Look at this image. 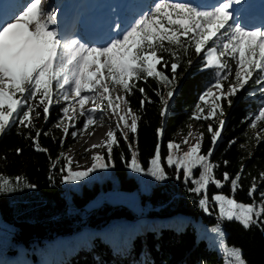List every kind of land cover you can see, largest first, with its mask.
<instances>
[{
  "label": "trees",
  "instance_id": "16d2710c",
  "mask_svg": "<svg viewBox=\"0 0 264 264\" xmlns=\"http://www.w3.org/2000/svg\"><path fill=\"white\" fill-rule=\"evenodd\" d=\"M155 2L148 1L147 9ZM140 16L134 14V20ZM163 56L168 63L157 65V69L171 78L172 57L168 53ZM179 63L178 85L166 118L160 117L162 104L157 92L166 98L167 89L158 79L147 77L132 81L136 87L127 96L131 110L140 116L137 133L130 134L132 146L138 150L137 159L146 171L160 143L166 180L157 181L126 167L131 161V152L128 144L118 136L120 146L113 150L112 166L92 173L97 175L98 181H79L77 190L72 189L70 183H61L64 161L60 159L55 168L51 165L66 149L68 136L54 127L62 112L56 102L50 107L47 122L40 110L41 116L34 120L35 129L13 126L0 135V175L10 179L23 176L35 185L0 194V264H223L222 257L208 244L204 234L208 226L218 224L211 196L221 192L232 196L230 184L222 189L209 185L207 195L212 214H206L198 206L201 196L190 191L194 187L191 180L185 182L182 171L177 173L175 167L170 168L166 162L168 143L174 141L182 147L180 136L186 137L192 124L203 133L201 153L205 155L212 147L208 126L211 124L214 129L219 126L215 117L212 120L191 119L196 105L201 103L200 96L215 82L214 72L204 69L201 57L194 52L181 55ZM230 66L234 69V62ZM246 86L247 99L239 98L231 106L221 101L225 124L210 161L218 165L214 175L221 181L225 172L235 177L243 166L241 187L234 198L250 204L253 198L248 196V190L253 177L258 184L254 198L259 201L260 192H264V181L259 179L264 172V139H256L257 132L262 136L264 132L259 126L255 130L249 127L251 119L264 106V97L260 95V86L253 81ZM139 88L144 89V95ZM145 95L147 100L141 108L140 102ZM161 128L158 138L157 129ZM36 130L41 131L39 143L47 152L35 150L32 138ZM44 132L49 135H43ZM61 138L65 140L63 147L59 143ZM231 141L236 143L230 146ZM17 149L21 150L19 155ZM103 156L107 163V150ZM194 177H199V169L194 170ZM113 191L135 192L142 206L141 213L135 215L120 207L100 209L94 214L85 210L99 193ZM177 217L186 220L179 226ZM220 226L224 248L241 249L246 264H264V226L258 224L250 230L237 222H220ZM109 228H113V239L103 233ZM73 238H77L74 248L69 251L59 248L60 242Z\"/></svg>",
  "mask_w": 264,
  "mask_h": 264
},
{
  "label": "snow or ice",
  "instance_id": "6c2138e0",
  "mask_svg": "<svg viewBox=\"0 0 264 264\" xmlns=\"http://www.w3.org/2000/svg\"><path fill=\"white\" fill-rule=\"evenodd\" d=\"M231 2L239 4L241 0L218 3L208 10L174 0H156L127 30L117 33L116 38L102 46H89L77 39L63 38L54 27L57 18L48 11L46 0H25L11 15L0 14V135L13 126L35 129L34 120L41 116L40 110L43 120L47 122L53 102H62L67 105L61 109L64 119L58 120L54 127L75 139L85 131L91 134L93 126H102L103 113L110 110L111 116L116 119L115 129L110 128L107 132L106 142L84 149L85 152H91L97 147L106 148L107 163L104 156L93 154L91 167L80 171L79 165L73 169L72 158L61 152L51 165L55 168L60 159L64 161L60 182L77 183L98 169L112 166L113 150L120 146L118 132L131 152V161L126 163V167L157 181L166 180L168 177L162 167L160 143H157L146 171L137 159L138 150L132 146L130 134L135 136L137 133L140 116L131 110L127 96L136 87L132 81L147 77L158 79L167 89L166 98L157 92L162 104L160 117L166 118L178 85L180 56L194 52L197 57H201L203 68L212 70L216 79L200 96L201 103L196 105V112L191 119L212 120L215 117L219 120V126L215 129L211 124L208 126L212 147L206 155L201 153L203 133H199L196 143L183 153L180 151L181 144L169 142L167 165L170 168L174 166L177 173L182 171L185 182L191 180L194 187L190 191L201 196L198 206L206 214H212L207 195L209 185L222 189L225 184H230L232 196L222 192L211 196L218 221L212 231L220 233V222H237L245 230L258 224L264 226V192H260L259 201L254 198L258 190L257 178L253 177L248 190L253 202H238L234 195L241 187L243 166L235 177L225 172L221 181L214 175L218 165L210 161L225 124L221 101H227L231 106L233 97H237L250 80L260 86V95L264 97V29L247 30L239 23L231 22ZM163 53L172 57L171 78L157 69V65L168 63ZM191 62L189 59L188 64ZM231 62H234V69L230 66ZM117 88L121 94L113 97ZM138 90L144 95L143 88ZM209 97L212 98L211 105L207 114H203ZM145 100L146 95L140 102L141 108ZM89 102L95 107L86 109L85 105ZM70 112L72 115H69ZM97 112L101 115L97 116ZM80 118H83V127L69 133V127H75V121ZM65 120L73 123H65ZM258 126L264 132V106L249 124L254 130ZM161 134L162 128L157 129L158 138ZM41 135V131L36 130L32 144L37 152H47L39 143ZM43 135L49 133L44 132ZM188 135L194 136L192 132ZM256 139L259 141L264 136L257 132ZM59 143L63 147L65 140L61 138ZM182 143H188L187 136ZM235 143L231 141L230 146ZM16 152L19 155L21 150L17 149ZM224 163L228 164L227 161ZM196 169H199L198 178L194 177ZM49 179H52L51 175ZM259 179L264 181V172L260 173ZM34 187L23 176L10 179L0 175V194ZM224 255L225 264H246L239 248H225Z\"/></svg>",
  "mask_w": 264,
  "mask_h": 264
},
{
  "label": "rangeland",
  "instance_id": "374dc122",
  "mask_svg": "<svg viewBox=\"0 0 264 264\" xmlns=\"http://www.w3.org/2000/svg\"><path fill=\"white\" fill-rule=\"evenodd\" d=\"M130 1L131 0H99V1H95L92 3V7H94L93 8L94 17L98 19L99 23L106 20L107 17L109 18V14H110V19L112 21L115 19L117 21H120L119 15L123 12V10H126V18L123 19L119 29L118 30H117V28L113 29L114 38H116L117 33H122L123 31L127 30L130 27V25L134 21V13L138 14L140 12L141 8L144 7L143 3H141L139 6H137V8H133ZM24 2H25V0H11L10 5L6 6L5 8L9 14H12V13L16 12L18 7H20ZM196 2H197V5L193 4L194 7L198 6V4H200V3L207 4L208 2H210V0H196ZM241 2L245 3V0H241ZM183 3H185V2H183ZM201 8H203V7H201ZM205 8H208V7H205ZM48 11H50V12L55 11L54 1L49 3ZM242 11L244 13L245 9L242 8ZM240 14H241V12H240ZM240 14H237L235 17L232 15V21L231 22H236V23H239L241 25V22H240L241 20L239 18ZM116 31H118V32L116 33ZM69 39H73V38H69ZM80 42L85 43L82 41H80ZM85 44L90 46V44H88V43H85ZM213 91H215V90H213ZM246 91H249V90H247V86H245L244 90H241V93H238L237 97H233V102L239 98L247 99L246 97H248V96L246 95ZM252 91L255 92V91H257V89H252ZM119 94H121V93L119 92V89L117 88V91L113 93V97H115L116 95H119ZM207 100H208V105H205V112L203 114H207L208 107L211 105L212 98L209 97V98H207ZM97 102L99 103V101H97ZM104 103L106 104L107 101H104ZM57 104L61 107V109H62V107L67 106V105L63 104L62 102L57 103ZM92 107H95V105L91 102H89L85 105L86 109L92 108ZM123 110H124L123 106H121V114H123ZM195 112H196V109H195ZM69 115H72V113L70 112ZM96 115L100 116L101 113L97 112ZM61 119H64L62 112L60 113V116H59V120H61ZM82 121H83V118L76 120L75 121V127H71V126L69 127V133H71L74 130L79 131L83 127ZM195 121H197V120H195ZM65 123L72 124L73 122L65 120ZM130 123H131V120L129 119V124ZM115 125H116V119L111 116L110 110H106L103 113L102 126H99V125L93 126V130H92L91 134H89L88 131H85L82 135H78L75 139L70 134L67 135L68 136V145H67L66 149L63 151V153H65L66 155H68L72 158L73 169H76V166L79 165L78 170H80V171L86 170L88 167H91V163H92L91 156L93 154H100L103 156L104 152L106 151V148L97 147L95 149H92L91 152H85L84 151V149H85L84 142L87 138L92 137L98 129H100V128L105 129L106 134H107V132L110 130V128L115 129ZM121 127L123 128V125H121ZM189 132H192L194 134V136H189L188 135ZM198 134H199V132H198L197 125L192 124L188 130V133H187L188 143L182 144V147L180 150L181 153L188 151V148L191 145L196 143V137H198ZM117 135L123 140V137L119 135V132L117 133ZM184 138L185 137L180 136V139L182 141L184 140ZM106 141H107V135H105L103 138V142H106ZM69 149H71V151H69ZM84 180L87 183H91L93 181H98L99 179H98L96 174H92L89 177H86ZM70 186L72 189L77 190L79 184H78V182L77 183H70ZM119 207L122 209H126L135 215H139L142 211V206L139 204L138 199H137V194L135 192L129 193V192H121V191L99 193L91 202H89L85 206V210L87 212H92L94 214V213H97V211L100 209L106 210V209L119 208ZM185 220L186 219L184 217H177L178 225L180 226L181 224H183V222ZM216 226H217V224H212V225L208 226L206 233L204 234V237H205L206 241L208 242V244L211 245L217 251V253L220 257H222L223 264H225V255H224L225 248L223 246V232H222V228H221V231L219 234L212 231V229H214ZM103 233L108 238L113 239L115 236L113 228H109V229L105 230ZM76 243H77V238L62 241L59 243V248H61L64 251H69L72 248H74Z\"/></svg>",
  "mask_w": 264,
  "mask_h": 264
},
{
  "label": "bare ground",
  "instance_id": "6f19581e",
  "mask_svg": "<svg viewBox=\"0 0 264 264\" xmlns=\"http://www.w3.org/2000/svg\"><path fill=\"white\" fill-rule=\"evenodd\" d=\"M54 1V4H55V11L53 12L54 14H55V16H57L56 15V12L60 9V7H61V5H59L58 4V0H46V7H47V9H48V6H49V3H51V2H53ZM82 1H86V0H82ZM181 1H184V2H189V3H192V4H196L197 5V2H196V0H181ZM261 1H263V0H254V1H252V2H245V3H243L242 5H241V8H245V9H247V11L248 12H250L251 10H253V9H259V10H262V7L264 6V3L263 2H261ZM228 2H230V0L228 1ZM48 5V6H47ZM6 6H9V3L7 2V3H5L4 4V8L6 7ZM234 6V2H231V6H230V8H232ZM94 8V7H93ZM231 12V11H230ZM247 12V13H248ZM76 14V13H75ZM231 14H232V12H231ZM238 13H236V14H234V17L237 15ZM8 15H11V14H8ZM247 19H249V18H247ZM247 19H241V25L243 24V22L244 23H246V22H248L247 21ZM260 22H262V21H260ZM103 23H105V22H103ZM99 25H101V24H99ZM260 26H262V23H261V25ZM55 27V26H54ZM73 27V26H72ZM106 32H107V34H108V36H113L114 35V32H113V30H112V28L111 27H108V26H106ZM106 135V131H105V129H103V128H100V129H98L96 132H95V134L92 136V137H90V138H87L86 140H85V142H84V144H85V148H90L91 147V145H101V143H102V141H103V138H104V136ZM83 144V145H84ZM82 145V144H81Z\"/></svg>",
  "mask_w": 264,
  "mask_h": 264
}]
</instances>
